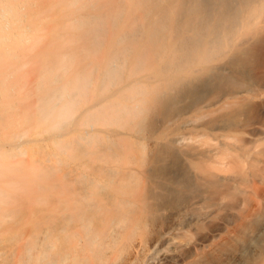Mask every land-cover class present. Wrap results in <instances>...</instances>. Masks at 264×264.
Masks as SVG:
<instances>
[{
    "label": "bare ground",
    "instance_id": "1",
    "mask_svg": "<svg viewBox=\"0 0 264 264\" xmlns=\"http://www.w3.org/2000/svg\"><path fill=\"white\" fill-rule=\"evenodd\" d=\"M259 1L0 0V264H141L165 220L214 216L198 211L231 174L187 134L220 126L192 121L204 108H246L227 84L247 76ZM166 239L153 264L190 247Z\"/></svg>",
    "mask_w": 264,
    "mask_h": 264
},
{
    "label": "rangeland",
    "instance_id": "2",
    "mask_svg": "<svg viewBox=\"0 0 264 264\" xmlns=\"http://www.w3.org/2000/svg\"><path fill=\"white\" fill-rule=\"evenodd\" d=\"M260 1L258 2L260 3L259 11L254 15L253 24L247 27L248 29L241 30L240 33L243 38L245 37L242 40H246V35L249 33L254 37L250 39L249 44L254 52L247 67V76H238L237 78H241V80L237 79L239 80L237 82L234 79L231 81L232 83L227 84H230L231 87L230 85L224 87L225 91L227 87L228 92L241 86L249 89L250 93L247 97L245 96V100L241 98L246 101V108L237 114L229 113L233 107L228 106V103L204 108L191 117L193 118L192 121L199 124L201 118L203 121L219 118L221 121L217 127L220 126L214 130L195 127L187 134V138L192 140L191 142L188 141L193 143L195 140L193 134L194 137L198 138V134L202 133L198 142L199 145L205 147L215 146L214 148L218 153L216 159L221 163V168L224 172L228 171L227 175L231 174L228 175L229 179L224 182L221 194L211 198L203 209L198 211L200 215H204L207 211L213 210L214 216L209 220L206 219L204 222H200V224H184L169 229L168 226L171 225L172 221L165 220L162 229V231H165V234H162V244L160 243L156 247L157 253L153 249L151 251L154 252L153 254L149 252L148 256H145L142 260L143 264L156 263L159 260L157 258L160 257V252L171 250L172 243L166 239L168 236H175L177 240L190 247L188 249L180 248L181 258L167 264H264V191L258 204L252 208L246 217L235 222L231 220L230 215L232 206L236 203L239 205L238 209L244 210L254 184L264 185V0ZM234 76L232 77L235 78ZM242 78L246 80H242ZM233 81L237 83H233ZM233 84H236V86ZM214 95L210 94L209 98L213 99ZM223 108L228 110L225 111ZM210 114H213L212 117ZM189 134L190 136L192 134V139H190ZM204 134H206V137L211 135L214 138L212 139L211 136V139L208 138L209 136L205 138ZM215 139L220 141L216 142V144L219 143L218 145L215 144ZM195 141H198V139ZM212 141L213 145L211 144ZM194 143L197 144V142ZM178 233L180 236L177 235ZM156 234L154 232L152 236ZM169 244L171 245L168 246ZM162 248L167 249L160 251ZM178 261L180 262L178 263Z\"/></svg>",
    "mask_w": 264,
    "mask_h": 264
}]
</instances>
